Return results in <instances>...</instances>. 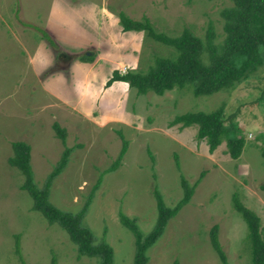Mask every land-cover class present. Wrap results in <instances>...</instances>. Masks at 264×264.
Segmentation results:
<instances>
[{
    "label": "rangeland",
    "instance_id": "1",
    "mask_svg": "<svg viewBox=\"0 0 264 264\" xmlns=\"http://www.w3.org/2000/svg\"><path fill=\"white\" fill-rule=\"evenodd\" d=\"M58 1L0 0V264H21L20 257L26 264H98L96 258L78 257L66 230L58 223L48 224L39 212L31 210V196L20 188L24 177L8 164L14 141L30 145L32 178L38 187L63 150L71 148L67 165L50 184L48 200L73 213L88 203L83 223L92 230L95 242L103 239L111 246L112 264H132L134 251L131 232L119 223L118 212L135 218L139 230L146 234L157 215L154 186H158L165 205L173 206L183 195L181 175L192 185L201 171L205 174L190 201L147 249L146 264H221L210 242L213 225L218 226L217 237L226 262L252 264L248 231L233 209L231 197L235 194L242 205L259 216L264 239V191L260 189L264 184V158L260 151L264 143V66L234 88L210 94H194L192 84L164 94L146 92L137 96L127 87L123 116L112 121L102 119L101 125L92 124L69 110L68 105H52L56 98L39 79L41 70L47 69L44 75L51 72L62 78L63 86L73 94L70 74L53 72L71 58L64 53L69 50L59 48L60 55L52 60L49 70L45 63L40 65L42 54L34 56L38 76L29 60L41 40L45 17L52 3ZM64 1L94 4V9H104L116 19L118 11L133 20L145 16L156 31L168 36L179 34L186 27L205 41L211 29L216 45L224 38L221 10L232 5V0ZM138 33L136 69L145 68L149 56H167L171 51ZM134 38L124 36L121 40ZM103 51V55L112 53L107 47ZM134 68L126 67L124 72ZM105 81L102 85L97 81L95 90L105 89ZM73 92L77 93L75 89ZM220 104L224 122L237 126L244 137L237 159L228 157L225 142L209 153L206 142L196 136V124L169 125L178 114L210 111ZM53 122L65 129L64 142L56 136ZM117 130L127 143L120 164L102 175L88 200L97 177L118 154Z\"/></svg>",
    "mask_w": 264,
    "mask_h": 264
},
{
    "label": "trees",
    "instance_id": "2",
    "mask_svg": "<svg viewBox=\"0 0 264 264\" xmlns=\"http://www.w3.org/2000/svg\"><path fill=\"white\" fill-rule=\"evenodd\" d=\"M122 32L140 31L143 38H148L169 48L167 56L152 55L147 58L149 63L145 68L127 70L120 73L111 72L105 81L104 87L113 81H123L128 89L134 90L135 96L146 92L164 94L173 88H182L186 84L193 85L194 94H210L219 90H230L243 80H247L264 66V0H232V5L221 10L223 18L224 38L219 45L214 43L215 34L209 29L205 41L197 37L189 28H183L175 36H168L155 30L154 26L144 16L139 20L130 19L123 11L115 13ZM211 28V27H209ZM49 43H52L48 39ZM206 54V57L204 56ZM94 55L83 54L79 59L90 62ZM138 62V59H137ZM223 104L213 110L187 111L174 116L169 125L179 123L182 126L196 124V136L204 140L208 152L212 153L222 142H225L226 153L229 158L237 159L244 145V137L239 128L225 123ZM56 136L65 140V129L58 123H52ZM120 137V149L115 159L104 169L88 195L91 199L104 173L116 169L126 149V141L117 130ZM12 156L8 158L9 166L15 168L24 177L20 185L31 196V210L39 212L48 224L58 223L66 230L69 238L75 244L77 256L96 258L98 264H112L113 252L105 240L95 242L91 229L83 223L86 205L76 213L63 210L51 204L48 200V191L54 177L58 176L68 162L71 148H65L58 162L46 176L41 187L33 182L30 165V145L24 141L11 143ZM264 158V143L260 146ZM150 159L152 154L147 152ZM176 166L179 164L176 161ZM205 172L201 171L195 182L190 185L181 175L182 197L173 206L165 205L158 186L153 188L155 198L156 219L152 228L142 234L136 225L135 218L127 217L118 212V221L127 228L133 237L132 264H146V251L153 246L164 231L168 221L186 205L192 197L194 188L201 181ZM264 191V184L260 186ZM87 200V201H88ZM89 202V201H88ZM233 209L243 220L248 231L251 244V263L264 264V239L261 234L260 218L248 207L242 205L233 194L231 197ZM217 225L210 229V242L217 253L221 264L226 262L225 252L217 237ZM16 250L18 251V236L16 235ZM21 264H26L20 257ZM51 264H54L52 261Z\"/></svg>",
    "mask_w": 264,
    "mask_h": 264
},
{
    "label": "crops",
    "instance_id": "3",
    "mask_svg": "<svg viewBox=\"0 0 264 264\" xmlns=\"http://www.w3.org/2000/svg\"><path fill=\"white\" fill-rule=\"evenodd\" d=\"M51 6L42 26L41 40L29 60L37 75L39 69L37 64L34 65V56L42 54L40 65L45 63L44 66L47 65L49 70L52 60L60 55L58 49L69 50V53L67 51L64 53L71 58L53 72L70 74L69 81L74 84L73 94L70 88L63 86L65 81L62 78L55 77L51 72L44 75L47 69L45 71L42 69L39 76L42 86L56 98V103L52 105H68L69 110L77 112L92 124L101 125L99 122L102 119L103 121L119 119L124 114L122 106L127 84L123 81H113L101 91L95 90L94 87H97V81L98 85H102L112 70H120L119 72L124 73L126 67L136 66L140 31L122 32L113 14L101 8L94 9V4H67L64 0H59L53 2ZM124 36L135 38L131 41H123L121 39ZM48 39L52 43H49ZM53 47H56V50ZM105 47L112 53L103 55L106 54L105 50L103 51ZM85 52L94 54L92 61L84 62L79 59V54ZM74 89L77 93L73 92ZM93 113L96 115L94 116Z\"/></svg>",
    "mask_w": 264,
    "mask_h": 264
},
{
    "label": "water",
    "instance_id": "4",
    "mask_svg": "<svg viewBox=\"0 0 264 264\" xmlns=\"http://www.w3.org/2000/svg\"><path fill=\"white\" fill-rule=\"evenodd\" d=\"M86 54H91V53H86Z\"/></svg>",
    "mask_w": 264,
    "mask_h": 264
}]
</instances>
